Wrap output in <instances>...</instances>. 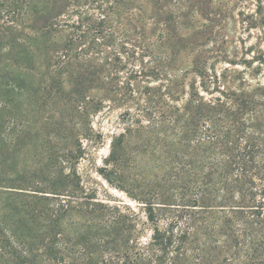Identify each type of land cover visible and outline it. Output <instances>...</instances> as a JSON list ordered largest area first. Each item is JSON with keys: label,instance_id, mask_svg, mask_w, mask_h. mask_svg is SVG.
Instances as JSON below:
<instances>
[{"label": "trees", "instance_id": "16d2710c", "mask_svg": "<svg viewBox=\"0 0 264 264\" xmlns=\"http://www.w3.org/2000/svg\"><path fill=\"white\" fill-rule=\"evenodd\" d=\"M76 2H29L28 25L19 23L13 39L19 70L29 71L33 65L36 34L48 37L63 25L84 26L79 20L70 23ZM233 6L221 0H101L100 15L77 37L87 31L94 36L105 33L111 40L118 33L135 52L151 57L155 43L150 39L155 36L163 50L162 57H151V72L168 73L180 53L188 51L190 71L199 74L201 87L207 88L205 83L219 81L216 74L205 72L208 57L199 46L211 42L219 50L215 58L228 56L222 51L227 42L223 29L228 16L234 19ZM238 12L247 18L243 20L248 27H258L264 41V0L252 15ZM196 15L204 20L200 25L195 24ZM70 50L64 45L48 57V86L31 84L24 89L33 105L31 130L39 152L33 150L34 165L19 177H5L0 169V264H63L76 249L86 258L84 264H264V87L247 92L218 86L214 91L219 95L205 99L194 83L180 106L176 75H166L168 84L161 95L166 99H150L161 119L150 122L151 127L160 122L174 139L157 140L161 155L154 166L162 174L134 198L151 223L143 244L135 238L133 211L98 201L92 189L86 191L74 166L68 172L63 169V159L68 162L84 152L79 143L68 149L60 146L71 122L72 94L82 95L86 82L92 81L75 75L78 82L69 94L63 93L51 67L64 68L71 60ZM255 56L264 65V51L258 49ZM12 80L22 94L25 81ZM44 108L57 117L48 123L54 125V134L46 140L54 141L52 146L39 142L45 137L37 115ZM123 137L120 133L116 141ZM116 141L108 151L115 170L128 159L124 144L115 147ZM75 213L83 218V233L76 229V237L65 238L67 228H76L71 221Z\"/></svg>", "mask_w": 264, "mask_h": 264}, {"label": "rangeland", "instance_id": "374dc122", "mask_svg": "<svg viewBox=\"0 0 264 264\" xmlns=\"http://www.w3.org/2000/svg\"><path fill=\"white\" fill-rule=\"evenodd\" d=\"M30 1L0 0V169L5 177L12 178L19 177L34 165L31 154L38 153L39 148L35 147L36 141L32 137L33 105L29 101L30 93L24 89L31 84L35 87L48 86L51 80L46 77V64L48 61L50 64V58L56 54L57 48L67 45L71 49L70 62L58 72L56 67H51L63 93L69 94L73 83L78 82L74 80L75 75L88 77L92 81L86 82L82 95L72 94L74 100L68 108L72 115L71 122L66 126V138H61L62 142H59L66 149L77 147L79 143L84 152L68 162L63 159V169L68 172L74 166L86 191L92 189L98 201L110 207L119 206L122 211L127 207L133 211L135 238L144 244L151 233V223L146 221L142 204L134 198L142 188L146 186L147 189V185L157 182L162 174L154 166L161 155L157 149L161 141L157 140L174 139L172 132L164 131L160 122L151 127V119L159 121L161 117L152 110L150 99L165 98L161 95L168 84L166 75H176L181 90V99L177 101L180 106L186 102L190 85L194 83L205 99L218 96L219 93L214 91L218 86L224 91L247 92L256 87H264V65L252 58L258 49L264 51V41L258 37V27H248L245 23L247 18L238 14V11L244 15L254 14L259 0H221L234 5V19L228 16L224 23L223 32L227 42L222 45V51L227 57L215 58L219 50L211 42L199 46L208 57L205 59V72L209 76L216 74L219 81L205 83L207 88L201 87L202 77L190 71L188 51L180 53L176 63L168 69L169 74L164 71L158 74L151 72L154 70L152 67L150 69L151 57H162L163 50L155 36L150 39L155 43L151 57H142L139 50L135 52L129 43L121 41L118 33L109 37L111 40L104 36L105 33L94 36L87 31L83 38H78L77 34L100 15L98 6L101 0H78L72 5L70 23L82 21L84 26L81 29L63 25L51 31L48 37L36 34L31 42L34 46L31 55L33 65L29 71L19 70L13 39L16 29L28 25ZM45 3L42 1L43 7ZM194 20L197 25L204 21L197 15ZM19 23L24 24L19 26ZM84 72L88 75L93 73L92 77L86 76ZM19 77L25 81L21 86L22 94L18 93V86L15 88L17 82L12 80ZM39 80H45V83L41 84ZM63 93L61 96H65ZM124 113L128 114L125 118ZM37 117L42 138L45 137L39 142L52 146L54 141L46 143V140H50L54 134V125L48 123L57 121L56 115L53 116L50 108H44ZM120 133L124 137L122 141H116ZM112 141H116L115 147L119 142L124 144V157L128 158L120 162L123 166L119 165L116 170L108 157ZM71 221L76 228H67L64 231L65 238L68 235L76 237V229H79L78 233H83L79 227L83 221L82 216L75 213ZM84 259L76 249L71 256L67 254L62 263L84 264Z\"/></svg>", "mask_w": 264, "mask_h": 264}]
</instances>
